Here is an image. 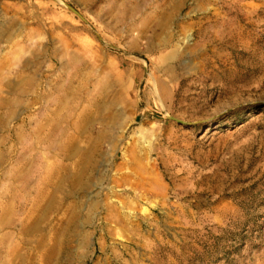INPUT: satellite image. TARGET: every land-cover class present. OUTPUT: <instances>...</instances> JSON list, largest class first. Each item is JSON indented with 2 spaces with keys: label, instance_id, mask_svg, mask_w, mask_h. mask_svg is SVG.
I'll use <instances>...</instances> for the list:
<instances>
[{
  "label": "rangeland",
  "instance_id": "374dc122",
  "mask_svg": "<svg viewBox=\"0 0 264 264\" xmlns=\"http://www.w3.org/2000/svg\"><path fill=\"white\" fill-rule=\"evenodd\" d=\"M0 264H264V0H0Z\"/></svg>",
  "mask_w": 264,
  "mask_h": 264
},
{
  "label": "water",
  "instance_id": "95a60500",
  "mask_svg": "<svg viewBox=\"0 0 264 264\" xmlns=\"http://www.w3.org/2000/svg\"><path fill=\"white\" fill-rule=\"evenodd\" d=\"M67 7H69V9H70L73 13H75L76 15H78L81 19H84V18L82 17V15H81L76 9H74V7H72V6H67Z\"/></svg>",
  "mask_w": 264,
  "mask_h": 264
}]
</instances>
